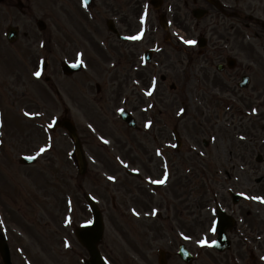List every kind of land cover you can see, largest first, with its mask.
I'll list each match as a JSON object with an SVG mask.
<instances>
[{
    "label": "rangeland",
    "instance_id": "1",
    "mask_svg": "<svg viewBox=\"0 0 264 264\" xmlns=\"http://www.w3.org/2000/svg\"><path fill=\"white\" fill-rule=\"evenodd\" d=\"M227 1L239 7V0ZM259 10L264 9L260 6ZM84 13L77 0H0V111L4 112L0 134V233L6 232L13 264H82L87 251L77 241L74 228L91 219L85 191L97 198L104 212L106 230L101 248L111 264H158L157 250L161 248L172 253L175 259L170 262L176 264L173 252L178 242L192 249V264H235L228 259L232 251L216 252L209 246L216 237L212 226L217 201L237 217V226L229 235L233 250L241 251L245 264H256L251 262L247 248L259 242L264 246V202L251 198L264 197V162L256 160L261 147L256 139L264 136V112L248 118L236 106L229 110L224 106L208 112L206 109L208 101H214L212 92L220 90L234 96V101L244 96L234 83L240 78V69L226 76L211 67L209 73L200 67L208 55L197 56L190 66H185L186 53L167 46L159 57L166 66L154 69L167 78L153 90L147 74L152 69L141 71L145 77L138 80L135 68H131L132 58L123 56L118 69L109 71L112 39L105 23L110 13L96 12L97 22L85 21ZM188 14L181 10V31L176 30L184 42L205 32L202 27L207 22L213 27L207 32L212 45L219 49L228 43L224 51L220 49L224 54L244 42V33L255 37L253 43L262 51L264 30L260 26L250 25L242 31L237 27V18L223 17L211 8V15L189 30ZM138 15L139 10L124 15L132 31L138 29ZM38 20H44L47 28L40 30ZM12 25L20 29V37L8 43L5 31ZM75 28H84L86 36L81 40L85 38L94 46L97 59L94 65L90 63L92 72L67 77L62 95L52 99L47 94L49 87L38 89L44 84L33 81L34 71L46 61V73L39 79L53 75L60 84L61 63L77 56L75 46L66 49L62 32L69 34ZM148 37L153 36L148 33L145 39ZM143 41L144 38L138 47H145ZM84 48L88 57L86 45ZM250 56L260 63L258 55ZM81 75L86 78L83 82ZM253 76L247 94L256 89L259 97L264 92V77ZM115 78L117 82L112 83ZM95 81L102 87L100 93ZM172 84L176 89L170 88ZM254 99L245 101L251 104ZM155 102L157 106L153 107ZM124 106L134 113L139 127H129L120 120L118 113ZM20 108H24L23 113ZM25 112L34 115L26 116ZM63 115L85 134L82 140L89 162L86 176L77 173L67 133L60 126L49 128ZM147 120L155 125L146 131ZM173 127L182 139L179 150L174 147ZM162 132L163 144L169 148H163L157 158L153 149L154 145H162ZM243 137L248 140H240ZM47 145L51 146L37 156V163L23 165L19 161L23 155L36 156L37 150ZM162 165L171 166L173 171L163 190L148 186L144 191L145 183L142 185L139 177L127 171H141L142 167L143 175L152 174L154 170L160 172ZM229 188L244 194L238 204H233ZM159 212L162 216L157 217ZM201 239L208 241L197 243Z\"/></svg>",
    "mask_w": 264,
    "mask_h": 264
},
{
    "label": "water",
    "instance_id": "2",
    "mask_svg": "<svg viewBox=\"0 0 264 264\" xmlns=\"http://www.w3.org/2000/svg\"><path fill=\"white\" fill-rule=\"evenodd\" d=\"M16 31L15 30H11L10 32V38L14 39ZM127 119V118H126ZM64 127H66L69 130L70 136L75 140V148L77 151V158L80 162V166L83 165L85 167V159L83 157L82 154V149H81V144H80V140L77 136L76 133V128L74 126V124L70 121H65L63 124ZM83 166H81L82 168H84ZM95 209V213H96V217H95V223L93 226H87L84 227L82 230H78V236L79 239L81 240V242L89 249L90 254H91V259L87 262V264H107L106 261L104 260V258L102 257L99 248H98V244L102 238L103 235V222H102V216L98 211V208L96 206H94ZM223 234V233H220ZM0 250L2 251L4 260L6 262V264H10L9 263V255L8 252L5 251L6 247L4 246V243L0 242Z\"/></svg>",
    "mask_w": 264,
    "mask_h": 264
},
{
    "label": "flooded vegetation",
    "instance_id": "3",
    "mask_svg": "<svg viewBox=\"0 0 264 264\" xmlns=\"http://www.w3.org/2000/svg\"><path fill=\"white\" fill-rule=\"evenodd\" d=\"M192 1L195 4L198 2V0H192ZM184 3L187 5L188 4V1L185 0ZM166 7H167V10H169L171 8L173 11H179V9H180V2H179V0H172L171 1V5H169V0H167V6ZM245 46H246V43H244V42L240 43L239 42L240 61H239L238 64H235V65H236V67H238V69H240L239 74L241 75V77L244 76V75H246V73H249L250 76H251L252 82H254L255 77L253 76V74L256 76V78H260L262 76L261 71L264 70L263 69L264 62L260 58V63H259L253 57H251L250 55H258L260 57V54L248 52V49ZM246 70H249V71H246ZM250 71H252L253 74ZM255 72H257V74ZM84 78L85 77L82 75L81 76V81L82 82L84 81ZM58 80H60L61 87L63 86L65 88L64 84L66 83L67 79L64 80L62 78V76H59L58 77ZM256 93H257V91L255 89V90L252 91V93H249L248 94L249 96H242V97H240V103H241L240 109H241L242 112H243V110H245V111H251V109H252L253 106H251L250 103L246 102L245 99L249 98L253 94L254 97H255V99L258 100V97H257ZM260 107H264V102H262L261 104H258L257 105V109L260 111V113H263L264 111H261V108ZM159 134L160 133H158V135ZM147 175L148 176H151V177L153 176L151 174H147ZM144 191H145V189H144ZM146 191H148V190L146 189ZM149 194H151V193H149ZM237 254L238 253H236V252H232V254L230 256L232 258H236V255ZM256 257H257V255H253V258L254 259H256ZM261 257L264 259V256H261ZM262 262L264 263V260H262ZM255 263L256 264H260L257 260H255Z\"/></svg>",
    "mask_w": 264,
    "mask_h": 264
},
{
    "label": "snow or ice",
    "instance_id": "4",
    "mask_svg": "<svg viewBox=\"0 0 264 264\" xmlns=\"http://www.w3.org/2000/svg\"><path fill=\"white\" fill-rule=\"evenodd\" d=\"M83 2H84V6L85 7H87V0H83ZM145 15H146V13H145ZM145 19V16H142L141 17V20L143 21ZM140 38V36L139 35H137V36H133V37H129V39H139ZM181 39H183V37H181ZM186 43H188V44H195L196 43V41H194V40H186L185 41ZM81 63H83V61L81 60L80 61ZM34 75H36L37 77H39L40 75H41V72L40 71H36L35 73H34ZM152 87H153V90H154V88H155V81H153V85H152ZM152 94V92L151 91H149L148 92V95H151ZM122 111V110H121ZM181 111H183V109L181 110ZM253 111H255V109L253 110ZM29 115H34V113H29ZM148 124H149V126L151 125V121H149L148 122ZM103 139V138H102ZM51 145H47V146H45V147H41V148H39V151L36 153V156H39L40 154H42L43 152H45L46 151V149H47V147H50ZM35 157H33V156H29L28 157V159H34ZM110 179H115V177H110ZM154 183H164L165 181L164 180H160V181H153ZM242 195H244L243 193H242ZM252 199H255V200H259V201H261V202H264V197H262V196H255V197H251ZM133 211H135V209L133 210ZM137 215H139V213H136ZM154 214V213H153ZM89 223H90V221H89ZM213 231L215 230V228L213 227V229H212ZM197 243H199V244H205V243H207V240L206 239H201V240H199V241H197ZM213 243H215V241H213Z\"/></svg>",
    "mask_w": 264,
    "mask_h": 264
}]
</instances>
